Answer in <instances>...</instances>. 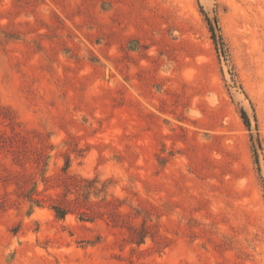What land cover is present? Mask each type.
Masks as SVG:
<instances>
[{
  "label": "rangeland",
  "instance_id": "obj_1",
  "mask_svg": "<svg viewBox=\"0 0 264 264\" xmlns=\"http://www.w3.org/2000/svg\"><path fill=\"white\" fill-rule=\"evenodd\" d=\"M5 137L0 264H264V0H0Z\"/></svg>",
  "mask_w": 264,
  "mask_h": 264
},
{
  "label": "trees",
  "instance_id": "obj_2",
  "mask_svg": "<svg viewBox=\"0 0 264 264\" xmlns=\"http://www.w3.org/2000/svg\"><path fill=\"white\" fill-rule=\"evenodd\" d=\"M204 16H205V20H206V23H207V26H208V30L210 32V37H211V39L213 41V44L215 46V49H216V52L218 53L219 57H223L224 59H226V57H227V48L225 46L223 37H222V35L220 33V28L218 26L217 19L214 18V21H213L205 13H204ZM240 116H241V119H242L244 125L247 128H249L250 127V120H249V117H248V115H247V113H246V111L244 109L240 110ZM18 135H20L19 132L15 133V135H14L15 138L13 137L14 142H11L10 147H12L13 149L17 148L16 150H14L15 153H16V158L21 160V159H23V157L26 155V153L29 150H26L25 148L22 149V147L18 146L19 145L18 144L19 139L16 140V137H18V138L20 137ZM9 139L10 138L5 137L4 140H0V146L6 144ZM13 175H14L13 177H15V179L18 182V183H16V184H18V187L22 188V190L20 192V195L26 196V192H27L26 186L28 185L29 182H31V179H29V175L26 172V168H24L23 170L17 172L16 174H13ZM5 179L9 180L10 178H5ZM62 183H63V186H66V187L71 185V183H68V182H67L68 184H66V182H62ZM34 184H35V182H34ZM39 194L40 193L36 190V188H34V192L31 194V198H29L28 200L30 202H32V203H35L37 206L41 207L44 203H43V199L38 197ZM63 200H62V203H58L57 202V203L50 204V208L54 211L55 216L58 217V218L64 217L65 214L69 210H71L70 208H68V204L78 203V201H77L78 197L71 199V198H68L65 195V198ZM84 210H87V208L84 209ZM84 210L78 211V214L80 215L79 216L80 219L84 218V214L86 213Z\"/></svg>",
  "mask_w": 264,
  "mask_h": 264
}]
</instances>
